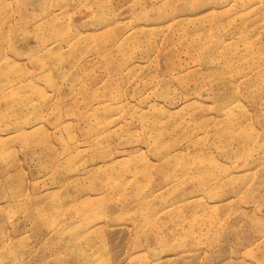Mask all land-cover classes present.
Returning <instances> with one entry per match:
<instances>
[{
	"label": "rangeland",
	"instance_id": "obj_1",
	"mask_svg": "<svg viewBox=\"0 0 264 264\" xmlns=\"http://www.w3.org/2000/svg\"><path fill=\"white\" fill-rule=\"evenodd\" d=\"M0 264H264V0H0Z\"/></svg>",
	"mask_w": 264,
	"mask_h": 264
}]
</instances>
